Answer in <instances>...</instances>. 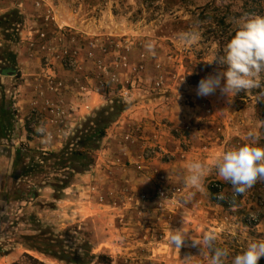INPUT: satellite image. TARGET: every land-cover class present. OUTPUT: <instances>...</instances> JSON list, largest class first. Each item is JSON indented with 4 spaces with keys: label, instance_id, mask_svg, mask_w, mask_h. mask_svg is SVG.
Wrapping results in <instances>:
<instances>
[{
    "label": "rangeland",
    "instance_id": "1",
    "mask_svg": "<svg viewBox=\"0 0 264 264\" xmlns=\"http://www.w3.org/2000/svg\"><path fill=\"white\" fill-rule=\"evenodd\" d=\"M58 8L82 13L103 30L102 33L94 30L87 37H82L67 28L56 29V32H68L64 38L59 35L61 41L57 46L66 65L69 54L80 52L75 44H85L94 51L86 56L103 86L101 102L96 108L105 104L107 98L123 100L124 92L131 96L139 89H147L150 95L167 91L171 94L167 97L186 105L198 101L226 102L232 105L233 129L238 132L243 126L246 131L258 132L259 143L264 146V98L259 97L264 90V74H261L260 89L241 91L231 100L219 88L208 96L197 95L202 79L226 70V65L222 69L217 62H209L222 53L224 45L236 30L235 21L246 15L264 16V0H0V16L10 10H18L22 18V24L17 27L18 35L12 30L8 33L0 30V52L3 48H10L16 57H28L36 51V47L33 59L45 67L49 56L41 52L42 43L47 39L40 35L38 39L22 41L20 32L24 28V15L21 10L31 12ZM197 24L200 35L196 42L188 45L178 38L179 33ZM147 42L154 44V54L145 49ZM122 56L126 62L124 66L120 64ZM18 65L16 62V68ZM1 68L0 64V110L9 105L13 108L15 126L6 138H0V264H12L24 253L48 264H70L67 259L76 257L86 260L84 264H182L181 259L186 256H196L192 264H207L206 258L200 255L201 250L198 246L192 247L190 240L189 246L183 247L179 254L172 251L165 231L169 227L179 229L182 224L178 220L168 221L169 216H166V222L158 219L165 206H180V199L187 193L176 178L166 182V178L160 176H163L162 163L169 161L166 156L173 161L171 167H180L175 159L181 160L188 138L180 143L179 150L174 154L159 152L156 145L148 148L158 153L155 165L151 164L152 159L147 162L149 168L157 170L151 179L135 168L136 163L116 162L115 156L101 141L94 163L86 171L91 178L74 185L77 175L74 174L69 185L61 189L66 173L53 159L42 163L40 153L57 152L78 124L96 108L73 128L68 127L62 140L57 137V141H61L58 150L51 149L53 142L49 145L41 143L43 150L32 149L27 140L20 137L22 127L17 125L18 103L14 98L15 89L23 81L21 73L2 75ZM124 74L126 79L121 82ZM156 82H160L159 87ZM223 83L222 80L221 86ZM45 117L44 113L32 111L25 120L22 119L28 138L39 137L35 126L41 122L45 124ZM54 130L53 127L49 131L55 134ZM16 151L21 154L18 159ZM30 158L36 164L38 162V166L32 167ZM125 169H132L136 179H145L151 187L141 193L147 196L143 204L137 199L141 194L137 195L131 186L133 182L129 170ZM28 171L29 174L26 173ZM124 177L129 187L120 189V181ZM210 183L207 186L209 200L221 203L230 210L222 201L214 199ZM159 187L165 188L164 196L157 194ZM242 197L252 199L258 208L263 209L264 182L256 183L239 200ZM191 205L186 210L190 209L193 213V208L201 206L200 199L194 197ZM189 229L195 232V228L189 226ZM220 231H224L223 227ZM236 254L237 251L230 255L228 264Z\"/></svg>",
    "mask_w": 264,
    "mask_h": 264
},
{
    "label": "crops",
    "instance_id": "2",
    "mask_svg": "<svg viewBox=\"0 0 264 264\" xmlns=\"http://www.w3.org/2000/svg\"><path fill=\"white\" fill-rule=\"evenodd\" d=\"M21 13L24 15V28L20 32L22 41L38 39L40 35L45 36L47 40L42 43L41 54H46L49 58L45 67L38 63L37 59H33L36 55L34 54L37 51L36 47L34 49L36 51L30 53L28 57L26 55V57H16L19 65L15 72L20 71L23 79L15 89L14 98L18 103L17 125L22 127L20 137L27 140L30 148L42 149L41 137L28 138L22 119L25 120L32 111L44 113L48 131L55 128V134L49 132L54 138L51 149L56 151L61 145L57 137L62 140L68 127L73 128L90 110L99 106L103 93V86L97 79V72L90 63L89 57L86 56L94 51L87 48L85 44H75L81 53L72 50L73 53L67 58L68 61L72 60L69 62L70 65L68 61L66 65L62 61L63 53L57 47L61 38L56 29L67 28L80 33L82 37H87L94 30L100 33L103 30L98 28L100 25L93 24L90 18L74 10L63 8L31 10V12L21 10ZM93 56L96 57V54ZM123 79H126V74L121 76L120 81L122 82ZM149 93L147 89L145 91L139 89L131 93V103L128 104V108L108 128L102 139L108 152L115 156L116 162L138 163L144 152L154 145L158 147L159 152L174 154L179 150L180 143L188 138V146L185 151H182L181 160L175 159L180 167L175 165V168L171 167L173 161L168 156L166 158L169 161L163 162L161 166L166 182L170 178H176L184 191L188 192L189 189L184 184L187 163L202 161L211 165V161L219 152L244 142L242 137L248 131L243 126L239 128L240 130L237 129L238 132L233 129L231 104L198 101L186 105L167 97L171 96L167 91L157 95ZM220 127H223L224 131L219 130ZM153 154L151 164L155 165L158 153ZM125 170H129L132 176L131 186L136 190L137 195L151 189L145 179L140 177L136 179V173L132 169ZM90 178V173L77 174L74 185L81 181H88ZM213 180L227 184L217 176L215 170L207 174L204 181L205 191L197 192L195 195L200 199L201 206L193 208V213L190 209H185L186 226L195 228L194 235H199L204 229L215 231L220 245L228 247L232 255L236 251L237 254L240 253L252 241L264 240V208H258L256 202L248 197H242L233 208H229L230 210L225 209L221 203L210 201L207 186ZM126 181L125 177L121 178L120 189L129 187ZM205 202L208 203L206 207H203ZM190 206H192L191 203L186 208ZM146 207L153 208L149 205ZM173 209L175 211H172ZM170 211L172 214H169ZM160 214L162 215H159L158 219L162 222H166V216H169L168 221L178 220L183 226V209L180 206L167 205ZM151 215L154 214L151 213ZM222 227L224 231L220 233ZM168 231L169 228L165 231L166 239H168ZM189 243L191 242L186 240L183 247L189 246ZM171 249L175 250L173 247ZM198 249H200L199 246Z\"/></svg>",
    "mask_w": 264,
    "mask_h": 264
},
{
    "label": "clouds",
    "instance_id": "3",
    "mask_svg": "<svg viewBox=\"0 0 264 264\" xmlns=\"http://www.w3.org/2000/svg\"><path fill=\"white\" fill-rule=\"evenodd\" d=\"M235 22L236 30L224 45L222 53L209 62H217L222 69L226 65V70L202 79L197 88L198 96L211 95L219 88L221 93L231 100L241 91L249 92L253 89H260L262 86L264 16L246 15ZM198 28L199 24L194 25L190 30L179 33L178 38L185 44L191 45L199 38ZM144 47L149 53H155V46L152 42H147ZM222 80L224 81L223 86H221ZM259 97L264 98V90L259 93ZM123 101L131 103V96L125 95ZM35 132L41 137L42 144L49 145L53 142L54 138L44 122L35 126ZM242 140L244 141L242 144L219 152L211 161V165L202 161H192L186 164L184 184L189 191L180 199V208L183 209V226L175 230L169 227L168 231V243L178 254L186 240H190L192 247H200V255L206 258L207 264H228L230 249L220 245L215 231L204 229L199 235H194L186 227L185 209L197 192L205 191V177L211 170H215L222 181L231 185V203L237 197L246 194L256 183L264 182V146L259 143L260 134L250 130L242 137ZM218 198L227 199L223 193H219ZM195 257L186 256L181 259V262L192 264ZM261 257H264V240L252 241L245 249L231 258V264H258Z\"/></svg>",
    "mask_w": 264,
    "mask_h": 264
},
{
    "label": "trees",
    "instance_id": "4",
    "mask_svg": "<svg viewBox=\"0 0 264 264\" xmlns=\"http://www.w3.org/2000/svg\"><path fill=\"white\" fill-rule=\"evenodd\" d=\"M22 24V18L18 10H10L6 14L0 16V30L8 33H18V28ZM18 35V34H17ZM0 64L2 65L1 74H17L16 71V55L10 48H3L0 52ZM128 104L123 100L116 98H107V102L96 108L92 114L78 124L72 135L67 138L62 147L57 152H42L40 161L43 163L53 159L58 166H61L66 173V181L62 183L61 189H64L71 182L74 174H82L86 172L94 163V155L99 150L101 141L106 135L108 128L116 122L118 117L128 108ZM13 108L7 106L0 110V138H6L13 126ZM21 154L16 151V159ZM54 162V163H55ZM32 167L38 166V162H34L33 158L29 159ZM34 165V166H33ZM30 171L26 172L29 174ZM64 261L63 259H60ZM68 263L84 264L86 260L81 257L68 258ZM12 264H48L29 254H22L21 258ZM260 264H264V258Z\"/></svg>",
    "mask_w": 264,
    "mask_h": 264
},
{
    "label": "built area",
    "instance_id": "5",
    "mask_svg": "<svg viewBox=\"0 0 264 264\" xmlns=\"http://www.w3.org/2000/svg\"><path fill=\"white\" fill-rule=\"evenodd\" d=\"M58 33L61 37L64 38L65 36H67L68 32H66V30H62V31H59ZM91 44L92 43H90V45ZM98 64H100V62H98ZM120 64L122 66L126 65V62H125L123 56L121 57ZM156 86L159 87L160 82H156ZM122 95H127V94H126V92H124ZM153 153H154L153 150L148 149V151H145L144 154L142 155L141 161L135 164V168L139 172H141V174H143L147 179H151L157 173V170L151 169L147 166V164H148L147 162L150 161ZM160 177L163 178V176H160ZM209 187L214 192V199L217 201H220V202L222 201L227 208L233 207L234 204L237 202V200H239L240 196L237 197L234 202H232V203L230 202L231 194H232V188H231V185L228 183L224 184V183H221L219 181L213 180V181H211ZM164 189H165L164 187H159L157 194L164 196L165 195L163 192ZM176 191L179 192V189H177ZM219 193H223L227 197V199H224V200L219 199L218 198ZM137 199L140 200L139 201L140 204L141 203L143 204V202H145V200L147 199V196L145 194H141Z\"/></svg>",
    "mask_w": 264,
    "mask_h": 264
}]
</instances>
